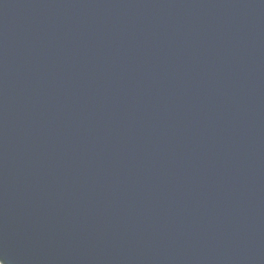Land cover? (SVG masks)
<instances>
[{"label":"water","instance_id":"obj_1","mask_svg":"<svg viewBox=\"0 0 264 264\" xmlns=\"http://www.w3.org/2000/svg\"><path fill=\"white\" fill-rule=\"evenodd\" d=\"M4 264H264V0H0Z\"/></svg>","mask_w":264,"mask_h":264},{"label":"snow or ice","instance_id":"obj_2","mask_svg":"<svg viewBox=\"0 0 264 264\" xmlns=\"http://www.w3.org/2000/svg\"><path fill=\"white\" fill-rule=\"evenodd\" d=\"M0 264H4L3 260H0Z\"/></svg>","mask_w":264,"mask_h":264}]
</instances>
